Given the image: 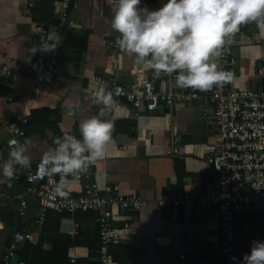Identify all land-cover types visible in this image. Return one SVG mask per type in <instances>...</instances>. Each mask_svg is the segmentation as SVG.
Segmentation results:
<instances>
[{"label":"crops","instance_id":"crops-1","mask_svg":"<svg viewBox=\"0 0 264 264\" xmlns=\"http://www.w3.org/2000/svg\"><path fill=\"white\" fill-rule=\"evenodd\" d=\"M71 1L72 25L60 38L57 75L51 83L43 84L36 81L30 69L36 45L34 26L54 21L57 8L53 0H0V62L5 63L8 57L7 66L19 65L10 86L0 84V164L8 159L5 144L9 132L4 124L26 119L22 124L24 145L32 157V166L38 169L42 154L55 147L57 137L69 133L80 139V121L100 111V105L92 103L87 92L96 89L88 80L90 76H113L121 84L129 85L153 74L138 64L134 55L113 50V40L119 35L111 27L114 0ZM28 3L33 4L29 16L23 12ZM154 3L157 10L167 0H154ZM239 31L256 33L259 42H245ZM239 31L234 34L236 42L228 47L236 58L231 68L232 87L236 90L264 87V76L259 74L264 66V27L250 22L241 25ZM51 39L57 40L55 35ZM165 77L155 78L153 88L175 93ZM182 92L201 95L207 91L186 88ZM72 103H78L79 109L69 116ZM119 103L121 108L108 110L103 117L114 122V142L104 158L89 165L86 171L100 187L116 185L123 195H139L147 202L138 214H117L120 219H129L130 227L120 231L111 247L115 261L117 264H216L222 235L213 208L187 202L167 215L155 204L166 193H205L213 181V175L205 167L208 150L217 143V131L209 123L212 105L200 96L174 108L161 105L154 112L141 111L135 116L129 103ZM80 186L71 181L72 193H79ZM25 187L23 179L9 181L0 170V261L10 248L20 252L26 244H31L33 252L38 247L41 253L50 254H39L36 264H67L70 257L77 264H98L97 257L87 252L99 244L97 215L49 211L41 230L35 232L36 200L26 197L27 208L21 216L14 199ZM74 224H78L79 234L71 242ZM235 226L234 264H245L243 257L250 253L252 242L264 241V211L251 214L239 211ZM17 231L33 232L34 242L13 245L12 234ZM39 234L43 236L40 247L36 245Z\"/></svg>","mask_w":264,"mask_h":264},{"label":"built area","instance_id":"built-area-1","mask_svg":"<svg viewBox=\"0 0 264 264\" xmlns=\"http://www.w3.org/2000/svg\"><path fill=\"white\" fill-rule=\"evenodd\" d=\"M57 11L51 23H38L34 26L35 55L30 69L36 81L43 84L51 83L57 75L59 60L58 49L61 47L60 38L64 31L71 27V0H53ZM140 8L156 10L154 0H140ZM33 8L32 3L24 7V14L29 16ZM245 42L252 40L259 42L256 33L246 34L239 31ZM55 35L57 40L51 39ZM113 40V50L120 51L116 40ZM236 42L235 35L226 38L223 54L217 58L219 69L231 72L236 58L229 52V45ZM55 44V45H54ZM51 48L46 50L45 48ZM6 62H0V84L10 86L19 65L10 68ZM259 74L264 76V66ZM169 74L154 72L149 79L123 85L115 77L92 75L89 82L96 88L103 82L108 91L114 92V98L130 104L134 115L141 111L154 112L161 105L174 108L179 103L192 101L202 96L205 102L212 105V117L209 123L217 131V143L210 147L205 158L206 170L213 175V181L207 186L205 193L183 192L178 194L166 193L156 201V207L167 215L187 202H195L215 210L220 225L222 242L218 248L216 264H234L236 254L234 240L236 237V214L244 210L248 214L254 211H264V87L252 90H236L232 87V80L222 86H214L204 94L197 92L164 93L153 88L155 78ZM175 77V76H173ZM90 94V91H87ZM90 98V95H89ZM103 107L100 105V108ZM26 119L4 124L9 132L5 144L8 155L11 142L19 141L24 144L25 132L22 124ZM15 180L23 179L26 184L23 193L16 194L14 199L18 204L19 215H24L27 208L26 197L36 200L38 210L33 221V231L41 230L47 212L57 214L95 213L97 215L98 247L88 250V254L97 257L98 264H117L111 247L119 238L121 230L130 227L129 219H120L117 214H138L147 202L139 195H123L116 185L100 187L92 178V174L85 172L64 178L65 187L62 191L55 190V183L61 181L60 175L42 176L32 164L28 169L17 166ZM71 181L78 182L80 191L73 194L70 189ZM79 234L78 224H74L70 234V241L74 242ZM31 231H17L12 234L13 245L32 243L35 240ZM13 247L7 250L2 258V264H10V257L14 254ZM69 264H77L74 257H70ZM21 264V261L20 263Z\"/></svg>","mask_w":264,"mask_h":264},{"label":"clouds","instance_id":"clouds-1","mask_svg":"<svg viewBox=\"0 0 264 264\" xmlns=\"http://www.w3.org/2000/svg\"><path fill=\"white\" fill-rule=\"evenodd\" d=\"M139 5L140 0H114L111 27L119 33L118 47L134 55L145 70L174 74L175 86L182 89L209 91L230 82L232 73L220 70L217 61L226 38L250 22L264 27V0H167L152 11ZM89 95L92 103L103 107L97 115L80 121L81 138L69 133L57 137L55 147L45 151L38 164L42 176L60 175L61 181L54 185L58 192L65 187V177L86 172L114 142V122L103 117L122 105L103 82ZM78 109L79 104L72 103L67 114L74 116ZM31 162L28 148L12 141L8 159L0 164L3 178L11 181L17 166L28 169ZM243 260L264 264V241H253Z\"/></svg>","mask_w":264,"mask_h":264},{"label":"water","instance_id":"water-1","mask_svg":"<svg viewBox=\"0 0 264 264\" xmlns=\"http://www.w3.org/2000/svg\"><path fill=\"white\" fill-rule=\"evenodd\" d=\"M173 76H175V75L174 74L173 75H169V76L166 75L165 78L169 82L170 87H172V90L175 93H180V92H182L183 89L182 88H178V87L175 86V83H174L175 77H173ZM42 239H43V236L41 234H39L38 237H37V240H36V245L37 246H39V247L42 246ZM32 253H33V248L30 251L29 260L31 259ZM20 260H21L20 252L15 251L14 254L10 257L9 263L10 264H19Z\"/></svg>","mask_w":264,"mask_h":264},{"label":"trees","instance_id":"trees-1","mask_svg":"<svg viewBox=\"0 0 264 264\" xmlns=\"http://www.w3.org/2000/svg\"><path fill=\"white\" fill-rule=\"evenodd\" d=\"M39 112H45V111H39ZM34 113H37V112H34ZM55 213V212H54ZM33 247V245L31 244H26L23 249L20 251V254H21V262L24 263V264H36V260L39 256V254H42L44 256H48L50 254H43L41 253V250L40 248L38 247H35L34 249V252H33V255H32V258L30 260V262H28V259H29V254H30V251H31V248ZM64 260H66L64 258ZM0 264H2V262L0 261ZM68 264V263H67Z\"/></svg>","mask_w":264,"mask_h":264}]
</instances>
